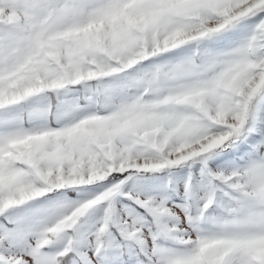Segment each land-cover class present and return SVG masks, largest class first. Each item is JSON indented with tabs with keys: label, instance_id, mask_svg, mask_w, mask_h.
Returning <instances> with one entry per match:
<instances>
[{
	"label": "snow or ice",
	"instance_id": "snow-or-ice-1",
	"mask_svg": "<svg viewBox=\"0 0 264 264\" xmlns=\"http://www.w3.org/2000/svg\"><path fill=\"white\" fill-rule=\"evenodd\" d=\"M0 264H264V0H0Z\"/></svg>",
	"mask_w": 264,
	"mask_h": 264
}]
</instances>
